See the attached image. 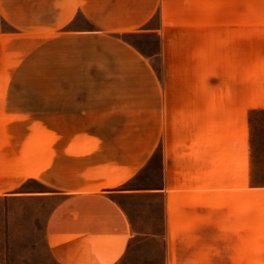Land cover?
Masks as SVG:
<instances>
[{
    "label": "crops",
    "instance_id": "crops-1",
    "mask_svg": "<svg viewBox=\"0 0 264 264\" xmlns=\"http://www.w3.org/2000/svg\"><path fill=\"white\" fill-rule=\"evenodd\" d=\"M213 1L0 0V80L29 82L0 89V198L53 203L57 264H124L150 245L163 264H264V183L254 170L173 167L166 136V17L204 18L171 29L192 33L245 15V0L217 12ZM150 35L153 55L129 40Z\"/></svg>",
    "mask_w": 264,
    "mask_h": 264
},
{
    "label": "rangeland",
    "instance_id": "rangeland-1",
    "mask_svg": "<svg viewBox=\"0 0 264 264\" xmlns=\"http://www.w3.org/2000/svg\"><path fill=\"white\" fill-rule=\"evenodd\" d=\"M242 5L241 18H207L212 32H172L183 21L198 25L204 18L166 17V136L173 167L254 170L252 179L264 183V15H257L264 14V0ZM210 6L217 12L221 2ZM231 24L242 31H218ZM129 40L144 53L160 51V36ZM154 68L163 79L160 59ZM13 87L28 88L29 82L0 80V89ZM161 154L158 149L150 162V186L163 167ZM37 186L28 182L25 189ZM52 209L53 203L45 200L0 198V264H57L46 244ZM124 264H163V259L150 245Z\"/></svg>",
    "mask_w": 264,
    "mask_h": 264
}]
</instances>
